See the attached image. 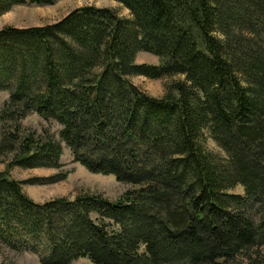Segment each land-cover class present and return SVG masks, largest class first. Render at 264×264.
Listing matches in <instances>:
<instances>
[{"label":"trees","instance_id":"16d2710c","mask_svg":"<svg viewBox=\"0 0 264 264\" xmlns=\"http://www.w3.org/2000/svg\"><path fill=\"white\" fill-rule=\"evenodd\" d=\"M56 1L0 0V15ZM110 1L131 17L84 6L0 30V122L14 124L0 139V163L12 155L0 246L40 264H264V0ZM140 52L159 64H137ZM132 76L182 78L154 98ZM33 113L60 126L59 140L21 131ZM63 143L86 171L132 189L34 202L22 185L37 180L8 171L59 168Z\"/></svg>","mask_w":264,"mask_h":264},{"label":"rangeland","instance_id":"374dc122","mask_svg":"<svg viewBox=\"0 0 264 264\" xmlns=\"http://www.w3.org/2000/svg\"><path fill=\"white\" fill-rule=\"evenodd\" d=\"M84 6L105 7L114 10L120 17L130 18L129 11L121 4L110 0H58L53 5H16L10 11L0 15V30L4 27H13L25 29L31 27H42L55 24L70 12ZM137 64L158 65L160 59L149 53L140 52L136 55ZM182 77L172 76L157 80L145 78L143 76H132L130 81L148 96L160 98L166 92L169 84L179 80ZM8 100V92H0V110ZM10 123L6 126L0 122V139L4 132L13 131ZM22 132H33L34 135H51L59 140L60 126L52 120H44L37 114H29L19 122ZM205 146L209 152L215 154L218 158H227L225 152L210 137L205 138ZM62 155L59 168H31L23 169L17 166H11L8 174L11 179L23 181L29 179L37 180L35 184L22 185L23 193L36 203H43L56 198L73 199L79 193H95L104 196L109 200L118 199L125 191L132 189V186L116 181L113 176H103L91 174L82 166L73 162L69 149L63 143ZM12 155L4 156L0 163V172L6 169V162L11 160ZM66 174L64 180L53 184L42 185L38 183L39 179L62 176ZM40 182V181H39ZM234 192L242 193V189L237 187ZM40 264L38 256L29 252H17L0 246V264ZM71 264H92L87 259H78Z\"/></svg>","mask_w":264,"mask_h":264}]
</instances>
